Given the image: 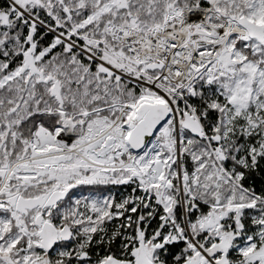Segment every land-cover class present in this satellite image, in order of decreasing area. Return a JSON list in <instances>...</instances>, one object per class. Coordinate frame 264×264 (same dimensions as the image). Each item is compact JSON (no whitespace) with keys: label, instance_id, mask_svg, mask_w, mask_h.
Returning <instances> with one entry per match:
<instances>
[{"label":"snow or ice","instance_id":"snow-or-ice-1","mask_svg":"<svg viewBox=\"0 0 264 264\" xmlns=\"http://www.w3.org/2000/svg\"><path fill=\"white\" fill-rule=\"evenodd\" d=\"M0 264H264V0H0Z\"/></svg>","mask_w":264,"mask_h":264}]
</instances>
